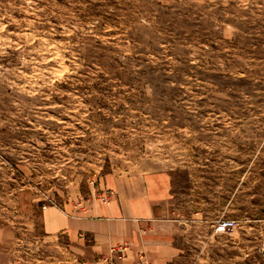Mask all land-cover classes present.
Masks as SVG:
<instances>
[{
    "label": "rangeland",
    "instance_id": "rangeland-1",
    "mask_svg": "<svg viewBox=\"0 0 264 264\" xmlns=\"http://www.w3.org/2000/svg\"><path fill=\"white\" fill-rule=\"evenodd\" d=\"M0 264H264V0H0Z\"/></svg>",
    "mask_w": 264,
    "mask_h": 264
},
{
    "label": "crops",
    "instance_id": "crops-1",
    "mask_svg": "<svg viewBox=\"0 0 264 264\" xmlns=\"http://www.w3.org/2000/svg\"><path fill=\"white\" fill-rule=\"evenodd\" d=\"M56 211L54 209H50L48 211H45L42 215V220L44 221V224L46 226H52L51 229L56 231H63L67 232L68 234H74L78 235L80 234V231L85 230L87 232H91L96 237H104L106 238L105 241H116L117 238L120 237V235L123 236H131L133 235L137 230L135 229V225H133L131 222H123V223H114L112 219H107L106 221H85V220H72L67 217L62 222V224H57L54 221H52V215L56 214ZM151 212L154 214V207L151 208ZM117 226L120 227V229L117 230Z\"/></svg>",
    "mask_w": 264,
    "mask_h": 264
},
{
    "label": "built area",
    "instance_id": "built-area-1",
    "mask_svg": "<svg viewBox=\"0 0 264 264\" xmlns=\"http://www.w3.org/2000/svg\"><path fill=\"white\" fill-rule=\"evenodd\" d=\"M230 225H231V221L230 220H224L222 222L220 221V222L217 223L216 229L219 232H224L230 227Z\"/></svg>",
    "mask_w": 264,
    "mask_h": 264
}]
</instances>
